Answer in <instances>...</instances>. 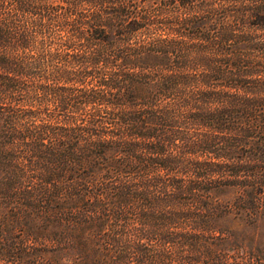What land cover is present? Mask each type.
Segmentation results:
<instances>
[{
    "label": "trees",
    "instance_id": "1",
    "mask_svg": "<svg viewBox=\"0 0 264 264\" xmlns=\"http://www.w3.org/2000/svg\"><path fill=\"white\" fill-rule=\"evenodd\" d=\"M0 264H264V0H0Z\"/></svg>",
    "mask_w": 264,
    "mask_h": 264
}]
</instances>
